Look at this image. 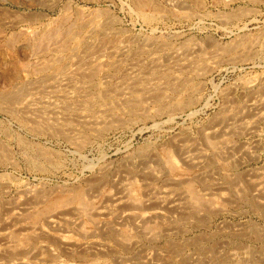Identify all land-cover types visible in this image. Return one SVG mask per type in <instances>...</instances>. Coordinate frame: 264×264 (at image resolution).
<instances>
[{"label": "rangeland", "instance_id": "rangeland-1", "mask_svg": "<svg viewBox=\"0 0 264 264\" xmlns=\"http://www.w3.org/2000/svg\"><path fill=\"white\" fill-rule=\"evenodd\" d=\"M0 48L57 160L0 170V264H264V0H0Z\"/></svg>", "mask_w": 264, "mask_h": 264}, {"label": "bare ground", "instance_id": "bare-ground-1", "mask_svg": "<svg viewBox=\"0 0 264 264\" xmlns=\"http://www.w3.org/2000/svg\"><path fill=\"white\" fill-rule=\"evenodd\" d=\"M63 16V15H62ZM65 23V22H64ZM82 25V24H81ZM72 26V25H71ZM70 33V32H69ZM49 34V33H48ZM55 34V33H53ZM59 34V33H58ZM57 35V34H56ZM62 35V34H61ZM54 36V35H53ZM34 37V36H32ZM41 37V36H40ZM42 38V37H41ZM47 38V36L45 37ZM43 38V39H45ZM55 38V37H54ZM36 39V38H35ZM42 39V40H43ZM51 39V37H50ZM40 40V39H39ZM40 40V41H42ZM8 41V40H7ZM11 41V40H10ZM40 41H38L37 43H39ZM44 41V40H43ZM47 41V40H45ZM61 41V40H60ZM50 42V41H49ZM52 42H55V41H52ZM33 43V42H32ZM43 43V42H42ZM40 43V45L42 44ZM56 43V42H55ZM6 44V43H5ZM34 44V43H33ZM44 44V43H43ZM37 45L36 44V48H37ZM57 46V44H56ZM51 49V45L49 46ZM55 47V46H54ZM10 48V47H9ZM24 48V47H23ZM59 48V47H58ZM1 49V48H0ZM18 49L19 48H16V47H11L9 49L8 52L5 53V55L2 57V59L4 61H8L11 59V57L13 56V54H16L18 52ZM26 49V48H25ZM67 49V48H65ZM3 50V49H2ZM5 50V49H4ZM8 50V49H6ZM22 50V49H21ZM29 50V49H28ZM40 50V49H39ZM41 50L43 51H46V48L44 49V47L41 48ZM37 51V49H36ZM53 51V50H52ZM57 51V50H56ZM63 51V50H62ZM49 52V51H48ZM71 52V50H70ZM9 53V55L7 54ZM37 53V52H36ZM39 53V52H38ZM47 53V52H46ZM44 53V54H46ZM50 53V52H49ZM59 53V52H58ZM66 53V52H65ZM64 53V54H65ZM24 54V53H23ZM39 54L42 55V53L40 52ZM18 55V54H17ZM70 55V54H69ZM1 56V55H0ZM27 56V55H26ZM29 56V55H28ZM32 56V55H31ZM33 56H36V57H39L40 55H37V54H33ZM49 56V55H48ZM73 56V55H72ZM18 57V56H17ZM44 57V56H43ZM54 57V56H53ZM70 57V56H69ZM1 58V57H0ZM13 58V57H12ZM19 58V57H18ZM32 58V57H31ZM68 58V57H67ZM1 60V59H0ZM67 60V59H65ZM69 60V59H68ZM48 61V60H47ZM10 62V61H9ZM38 62V61H37ZM8 63V62H7ZM65 63V62H64ZM105 65V64H104ZM66 66V65H65ZM68 68V67H67ZM76 69V68H75ZM46 69H44L45 71ZM55 70V69H54ZM61 70V69H60ZM87 70V69H86ZM57 71H59V68L57 69ZM94 72V70H93ZM59 75V74H58ZM94 75H96L94 73ZM89 76V75H88ZM87 76V77H88ZM91 78L93 77L92 75L90 76ZM89 78V77H88ZM77 95V94H76ZM17 96V95H16ZM74 96V95H73ZM13 97V96H12ZM76 97V96H74ZM9 99V98H7ZM72 99V98H71ZM2 100V99H1ZM8 102V101H7ZM30 104V103H29ZM70 109V108H69ZM66 110V109H65ZM2 113V112H1ZM5 115V114H4ZM26 118V117H25ZM11 121V120H10ZM22 121V120H21ZM21 123V122H20ZM31 123V122H30ZM34 123V122H32ZM23 124V123H22ZM34 125V124H33ZM19 126V125H17ZM40 127V126H39ZM19 128V127H18ZM23 129V128H22ZM26 130V129H25ZM14 131V130H13ZM13 131L11 130L10 128V125H9V122L8 123H3L1 120H0V145L3 146V149L2 151L4 152V156H3V159L0 158V170H3V171H10V172H18L19 171V163L17 162L16 159L18 158H14V153H13V149H17L20 151V160L21 161H24V162H34V163H38L40 165H49V166H53L54 162L55 161V155L54 153L52 152L51 149L47 148L44 146V144H40L39 141V137L37 136H34V137H31L28 133L29 132H26L23 134V136L19 135V133L17 134H12ZM19 131V130H18ZM25 132V131H24ZM37 133V132H36ZM35 135V134H34ZM33 136V135H32ZM60 136V135H59ZM41 138V137H40ZM46 142V141H45ZM13 144V146H11ZM1 151V150H0ZM16 153V152H15ZM19 153V152H18ZM17 153V154H18ZM19 155V154H18ZM26 165V164H25ZM35 166V165H34ZM57 166V165H56ZM45 170V169H44ZM8 172V173H10ZM8 173H6L7 175H3V176H0V180L3 179V178H8L7 176ZM11 175V174H10ZM11 177V176H10ZM80 198V197H79ZM80 201V200H78ZM83 203V202H82Z\"/></svg>", "mask_w": 264, "mask_h": 264}]
</instances>
